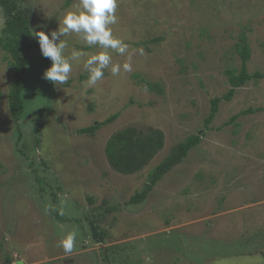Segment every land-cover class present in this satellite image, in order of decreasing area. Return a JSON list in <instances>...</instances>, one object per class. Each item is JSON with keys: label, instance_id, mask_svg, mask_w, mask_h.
Segmentation results:
<instances>
[{"label": "rangeland", "instance_id": "1", "mask_svg": "<svg viewBox=\"0 0 264 264\" xmlns=\"http://www.w3.org/2000/svg\"><path fill=\"white\" fill-rule=\"evenodd\" d=\"M20 2L32 32L50 33L78 0ZM116 14L114 34L128 43L133 70L106 69L88 88L87 71L74 65L69 81L54 86L43 78L50 59L33 48L24 56L18 122L6 99L12 67L0 47V264H264V79L222 99L204 126L210 101L229 89L225 70L240 66V33L251 48L248 73L264 72V0H119ZM3 22L0 7V35ZM66 39V54L96 50L75 34ZM112 58L122 64L128 56ZM247 108L260 110L240 114ZM114 113L94 133L77 132ZM130 126L162 130L164 145L122 174L104 148ZM195 134L200 142L131 203L149 171ZM72 231L76 242L65 252L61 241Z\"/></svg>", "mask_w": 264, "mask_h": 264}, {"label": "trees", "instance_id": "2", "mask_svg": "<svg viewBox=\"0 0 264 264\" xmlns=\"http://www.w3.org/2000/svg\"><path fill=\"white\" fill-rule=\"evenodd\" d=\"M0 7L4 11V22L1 28L0 47L9 56V64L12 67V77L9 90L6 95L7 106L11 119L18 122L23 113L22 92L25 87V71L27 61L24 56L33 48H38V40L33 36L32 27L30 26V10L22 8L20 0H0ZM238 42L235 51L240 59L238 69L230 68L225 70L227 81L229 84L228 91L221 97H214L210 101V110L208 116L204 119V126L214 118L219 102L224 99L231 100L237 88L244 85L249 80L264 79V72L256 71L248 73L247 61L250 58L251 48L244 33L238 36ZM149 89L156 88L160 90L158 85L147 83ZM260 110V108H247L240 114H247ZM232 116L229 122H233L238 115ZM117 113L109 115L105 120L91 124L77 130L81 134H92L101 125L107 124L115 120ZM39 142V138L35 141ZM200 142V135H189L185 140L176 143L169 153L157 163L153 169L147 174V182L142 190L136 192L129 198L131 203H138L146 198L151 191L153 185L159 181L162 176L168 172L174 165L179 163L188 153L190 149ZM164 145L163 132L157 128H148L146 130L137 129L134 126L127 127L118 132L113 133L105 143L104 152L109 165L117 172L122 174H132L141 169ZM34 160L30 161V166ZM45 164V162H44ZM46 165V164H45ZM37 173V168H33ZM89 201L91 199L89 198ZM92 237L97 241L102 240L103 233L92 227ZM104 256V261H109Z\"/></svg>", "mask_w": 264, "mask_h": 264}, {"label": "clouds", "instance_id": "3", "mask_svg": "<svg viewBox=\"0 0 264 264\" xmlns=\"http://www.w3.org/2000/svg\"><path fill=\"white\" fill-rule=\"evenodd\" d=\"M119 0H78L73 9L67 11L59 28L50 33L35 31L41 54L50 59L51 65L43 74V78L56 85H64L70 79L74 65H83L88 73L86 87L93 88L104 78L106 69L113 76L129 73L133 70L129 45L121 37L114 34L113 26L118 23L117 9ZM75 34L78 40L88 49L85 51L72 48L66 54L69 43L66 37ZM112 53L128 58L125 62H113ZM139 54L144 55L143 49ZM76 232H69L61 241L65 252H71L76 242Z\"/></svg>", "mask_w": 264, "mask_h": 264}, {"label": "water", "instance_id": "4", "mask_svg": "<svg viewBox=\"0 0 264 264\" xmlns=\"http://www.w3.org/2000/svg\"><path fill=\"white\" fill-rule=\"evenodd\" d=\"M20 263V262H19Z\"/></svg>", "mask_w": 264, "mask_h": 264}]
</instances>
